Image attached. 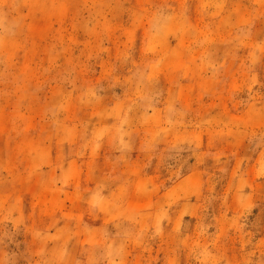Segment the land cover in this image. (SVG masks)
I'll return each mask as SVG.
<instances>
[{"label":"rangeland","instance_id":"374dc122","mask_svg":"<svg viewBox=\"0 0 264 264\" xmlns=\"http://www.w3.org/2000/svg\"><path fill=\"white\" fill-rule=\"evenodd\" d=\"M0 264H264V0H0Z\"/></svg>","mask_w":264,"mask_h":264}]
</instances>
